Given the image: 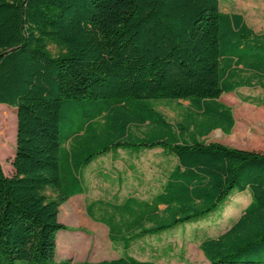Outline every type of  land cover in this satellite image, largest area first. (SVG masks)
Segmentation results:
<instances>
[{"label":"trees","instance_id":"trees-1","mask_svg":"<svg viewBox=\"0 0 264 264\" xmlns=\"http://www.w3.org/2000/svg\"><path fill=\"white\" fill-rule=\"evenodd\" d=\"M56 48V53L50 47ZM264 89V32L218 0H0V104L16 109L13 173L0 164V264L54 261L59 207L86 192L83 169L118 148L161 147L177 161L148 200H95L122 241L198 221L235 192L252 200L199 248L209 264H264V152L175 132L153 100L187 108L230 134L219 100ZM193 108V109H191ZM168 132L169 134H166ZM79 264H155L124 252Z\"/></svg>","mask_w":264,"mask_h":264},{"label":"rangeland","instance_id":"rangeland-1","mask_svg":"<svg viewBox=\"0 0 264 264\" xmlns=\"http://www.w3.org/2000/svg\"><path fill=\"white\" fill-rule=\"evenodd\" d=\"M218 2L221 11L239 13L255 32H264V0ZM50 51L56 53L57 50L51 46ZM219 100L232 109L235 124L231 133L226 134L216 128L206 137H200L199 127L212 128L214 123L195 112V109H188L187 101L168 98L169 102L163 106V112L175 132L173 140L190 143L194 138L205 139L207 142L264 152V89L240 88L223 93ZM15 131V107L0 104V164L6 175L13 173L11 161L15 151ZM118 157L129 160V153L120 150L116 154V150H111L105 156L95 158L82 172L86 193L70 197L59 207L58 220L66 225V229L56 233L55 262L66 258L71 259L72 264H79L85 260L111 259L124 252V248L120 247L121 240L114 234L110 235L104 223L108 222L105 221L107 216L93 213L88 215L86 212V205L95 199L103 197L116 202L129 191V173L124 175L126 168L108 166L106 169L115 176L109 178L99 177L95 173L99 159L116 162ZM142 158L151 163L160 162V168L164 167L165 170H169L177 161L175 155H161L160 150L151 151ZM137 185L146 190L148 188L150 192L159 186L154 178L139 179ZM251 200L248 190L235 192L203 219L178 224L160 234L134 241L129 254L137 259L151 260L155 264H209L199 248L200 241L207 236H217L228 228ZM14 264L35 263L15 260Z\"/></svg>","mask_w":264,"mask_h":264},{"label":"crops","instance_id":"crops-1","mask_svg":"<svg viewBox=\"0 0 264 264\" xmlns=\"http://www.w3.org/2000/svg\"><path fill=\"white\" fill-rule=\"evenodd\" d=\"M240 88H250V87H240ZM240 88H238V89H240ZM168 102H169L168 100L160 99V100H153L151 103H152L154 108L163 112V106L167 105ZM120 150L121 151H127L129 153V160H126V159H123L120 157H118L116 162H114L113 160L107 161V160L99 159V161H98L99 166L95 170V173L97 176L109 178L110 176L111 177H115V176L113 173H110L106 169L108 166L111 168H114V167L118 168L119 167L122 169H124V168L127 169V171H124V175H128V173H129V191H127V193L124 196H122L120 198V200H115V201L120 202V201H123L125 198L131 197V196H135V197H137L139 199H143V200H148L151 197H153L155 194L160 192V190L163 187V184L167 178L168 173L172 170V168L175 166L176 163L169 170H165V168L162 166H161L162 168H160V162H155V163L152 162L151 163V162L143 161L142 157L146 154H149L151 151H156V150L157 151L160 150L161 155H164V154L169 153V152L166 149L161 148V147H154V148L129 147V148H118V149H116V154ZM106 154H108V152ZM106 154L99 156V157H103ZM112 157H113V155H112ZM117 175L118 174H116V176ZM149 178L156 179L157 184L159 185L158 187H154V191L150 192V190L148 188L146 190V189L142 188L141 185H137V187L135 186V184L138 183L139 179H149ZM134 180L136 181V183L134 182ZM86 191H87V188H86ZM82 194H84V193H82ZM95 200H108L109 201V199H106L103 197L95 199ZM141 239H143V238H141ZM137 240H139V239H137ZM134 241H136V240H132L131 243L129 244L128 243L129 239H128V237H126L124 240L121 241L120 247H122V248L126 247L127 253L129 254V248ZM120 255H118L117 257H119ZM117 257H113L111 259H115ZM101 260H105V259H101ZM101 260L90 261V262H98ZM140 260H144V259H140Z\"/></svg>","mask_w":264,"mask_h":264}]
</instances>
